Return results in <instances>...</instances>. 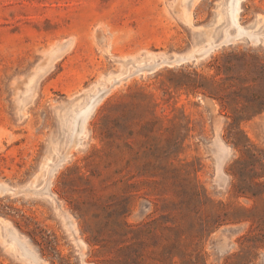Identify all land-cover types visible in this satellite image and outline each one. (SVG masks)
<instances>
[{
	"label": "rangeland",
	"instance_id": "rangeland-1",
	"mask_svg": "<svg viewBox=\"0 0 264 264\" xmlns=\"http://www.w3.org/2000/svg\"><path fill=\"white\" fill-rule=\"evenodd\" d=\"M233 2L0 0V264H264V111L232 100L264 0L210 48Z\"/></svg>",
	"mask_w": 264,
	"mask_h": 264
},
{
	"label": "trees",
	"instance_id": "trees-1",
	"mask_svg": "<svg viewBox=\"0 0 264 264\" xmlns=\"http://www.w3.org/2000/svg\"><path fill=\"white\" fill-rule=\"evenodd\" d=\"M258 57L256 54H252L249 50L243 52L234 53L233 56L240 62L243 66H248L251 63L248 60L249 56ZM228 61L226 64L227 73L231 72L235 69V65L238 63H230ZM260 73H264V63L259 64ZM254 80V79H253ZM241 83L232 84L234 86L232 100L234 102H242L243 106L240 109L242 113L239 117H243L247 113L257 114L264 111V96L260 93V91L256 90L249 82V78H245L244 80L240 79Z\"/></svg>",
	"mask_w": 264,
	"mask_h": 264
},
{
	"label": "bare ground",
	"instance_id": "bare-ground-1",
	"mask_svg": "<svg viewBox=\"0 0 264 264\" xmlns=\"http://www.w3.org/2000/svg\"><path fill=\"white\" fill-rule=\"evenodd\" d=\"M232 1H234V0H232ZM239 8H240V0H235V2H233V4L231 5V12H232L233 21L235 22V24H237L239 32H237L235 35L228 36L227 38H225L221 42L214 43L210 48H215L224 42L227 43V42L231 41L233 36H235L236 38H239L240 36H242L244 34L243 28L238 21ZM251 37H252V41L255 43H258L260 41V36L255 35V36H251ZM98 101H99V98H96L91 103H89L91 105L90 108H88V106H87L85 108L86 111L83 114H81L80 127H79L80 129L79 130H83L85 122L87 121L88 117L90 116L91 112L93 111V109H94V107ZM78 136H79V133H78Z\"/></svg>",
	"mask_w": 264,
	"mask_h": 264
},
{
	"label": "water",
	"instance_id": "water-1",
	"mask_svg": "<svg viewBox=\"0 0 264 264\" xmlns=\"http://www.w3.org/2000/svg\"><path fill=\"white\" fill-rule=\"evenodd\" d=\"M249 38V37H248ZM237 39H240V38H236L235 36H233V38H232V40L231 41H229V42H227V43H232L233 41H235V40H237ZM253 42V41H252ZM226 42H224V43H222V44H225ZM186 60V59H185ZM175 61H177V62H180L181 61V59L180 58H177ZM183 61V60H182Z\"/></svg>",
	"mask_w": 264,
	"mask_h": 264
}]
</instances>
